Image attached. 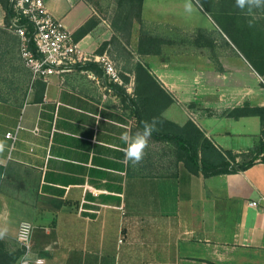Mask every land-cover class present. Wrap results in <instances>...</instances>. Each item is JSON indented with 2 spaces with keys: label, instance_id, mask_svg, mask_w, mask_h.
<instances>
[{
  "label": "crops",
  "instance_id": "crops-1",
  "mask_svg": "<svg viewBox=\"0 0 264 264\" xmlns=\"http://www.w3.org/2000/svg\"><path fill=\"white\" fill-rule=\"evenodd\" d=\"M226 1L206 7L210 13L203 8L207 22L187 21L191 43L172 45L178 55L169 60L158 57L162 48L153 68L170 102L165 118L191 119L217 146L242 152L258 143L261 119L224 111L264 106V9L247 14ZM45 2L73 34L96 14L86 0ZM113 33L100 16L76 40L85 53L100 55ZM23 65L31 82L25 98L0 101L7 251L23 248L16 239L23 220L34 225L32 260L47 264H241L239 250H264V162L205 176L177 161L168 171L159 142V152L148 157L146 149L132 165L120 136L139 127L115 93L125 75L126 85L135 83L132 74L116 64L114 81L100 63L86 61L33 80Z\"/></svg>",
  "mask_w": 264,
  "mask_h": 264
},
{
  "label": "rangeland",
  "instance_id": "rangeland-1",
  "mask_svg": "<svg viewBox=\"0 0 264 264\" xmlns=\"http://www.w3.org/2000/svg\"><path fill=\"white\" fill-rule=\"evenodd\" d=\"M86 1L96 11V14L92 17L97 20L100 16L107 19L112 28L111 22L118 15L120 0ZM205 1H207V6ZM193 2L194 11L187 13L184 10L185 0H145L143 6V29L153 35H157L160 38L157 41L158 43L143 41L140 44L138 35L140 23L137 19H134L129 36H127V31L122 34L113 33L110 40H108V44L105 46L104 50H107V47L108 50L104 53L114 64L116 63L120 67L122 74L125 75V71H127L135 77V83L132 86H128L126 85L128 79H126L125 75L122 84L116 86L115 93L118 95L116 100H119L120 104L125 106V109L130 110L132 118L139 127V131L142 130L144 121H151L154 117L159 120L157 128H161L160 109L167 102L166 92L163 91L155 79L153 68L154 58L157 56L155 50L163 45L164 52L158 57L167 60L171 59L172 56L178 55L170 52L172 45L185 46L191 43L188 34L193 29L192 26L188 25L187 21L199 19L201 22H207L208 19L205 16L203 8L206 12L209 6L214 9L218 8L216 0H199L198 4L195 0ZM226 2L228 6L236 4L235 0H227ZM123 4H121L120 10L126 6ZM4 16L5 12L0 7V101H21L25 98V93L31 82L28 78L29 74H27L28 69L23 65L19 55L20 50L17 36H15L16 34L14 35L13 30L8 25H5ZM139 49H144V51L150 50L152 52L141 53ZM147 70L150 71L153 77L147 75ZM251 82H254V80ZM159 142L163 144L162 157L164 170L170 171L178 159L174 143L151 136L147 155L150 157L154 152L156 153L161 150ZM243 152L242 158L244 159H248L254 153L253 151ZM4 240L11 239L7 238ZM239 251L242 253L241 264H264V250L242 249Z\"/></svg>",
  "mask_w": 264,
  "mask_h": 264
},
{
  "label": "trees",
  "instance_id": "trees-1",
  "mask_svg": "<svg viewBox=\"0 0 264 264\" xmlns=\"http://www.w3.org/2000/svg\"><path fill=\"white\" fill-rule=\"evenodd\" d=\"M143 1L144 0H120L118 15L114 17L111 22L112 28L115 34H122L127 31V36H129L132 31L134 19H137L140 23L138 33L140 44L143 41L156 43L160 38H158L157 35H153L149 31H144L143 29ZM0 4L5 11L4 21L7 26L10 22V17L14 15L13 7L10 0H0ZM121 4L126 5L122 10H120ZM97 22L98 20L94 17L88 19L75 32V39L87 33L97 24ZM107 44L108 41H104L97 51L103 52ZM162 46L155 50L156 54L161 53ZM139 52L150 53L152 51L139 49ZM258 72L264 74V69H258ZM147 75L149 77H153L151 76L152 74L149 70H147ZM163 91L166 92L164 89ZM169 103L170 102L167 101L161 106L159 114L161 128H157V130L153 132L152 136L174 143L176 153L178 155L177 161L183 169L188 170L190 173H202L205 176H211L222 173L239 172L249 168L257 162H264V106H251L246 103L243 106L224 111L226 115L232 117L258 115L261 119L259 141L253 148L247 151H253L254 153L249 156L248 159H244L242 158V153H244L243 151L235 152L232 149H225L217 146L191 119H188L184 124H178L165 118L161 112L164 111ZM23 251L24 250L21 246L14 251H7L4 248L3 241L0 240V264H11L16 262L20 258Z\"/></svg>",
  "mask_w": 264,
  "mask_h": 264
},
{
  "label": "built area",
  "instance_id": "built-area-1",
  "mask_svg": "<svg viewBox=\"0 0 264 264\" xmlns=\"http://www.w3.org/2000/svg\"><path fill=\"white\" fill-rule=\"evenodd\" d=\"M10 1L14 15L10 17L8 27L17 35L20 56L34 77L47 78L50 74L71 69L78 62L95 61L101 64L105 73L114 81H120L114 62L105 53H85L73 32L50 12L45 0ZM7 135L13 140L16 139L15 132H8ZM251 203L256 205L257 201ZM31 247L32 235L29 241L30 250ZM23 249L22 256L11 264H21V258L26 252L24 246ZM37 261L47 264L42 258L32 260V264H37Z\"/></svg>",
  "mask_w": 264,
  "mask_h": 264
},
{
  "label": "clouds",
  "instance_id": "clouds-1",
  "mask_svg": "<svg viewBox=\"0 0 264 264\" xmlns=\"http://www.w3.org/2000/svg\"><path fill=\"white\" fill-rule=\"evenodd\" d=\"M198 4L199 0H195ZM236 7L241 11H246L247 14H252L256 9H264V0H235ZM184 10L187 13H192L194 11L193 0H185ZM159 120L153 118L151 121H144L142 130L137 131L134 135H130L127 131L123 132L120 139L126 145L124 149L125 159L129 161L132 165L140 164L146 154V149L149 145V140L157 130V124ZM5 150V144L0 141V153ZM34 231V225L28 221H22L19 224L18 234L16 239L20 242L26 249L24 256L21 258V264H32V253L29 248V241ZM9 235V227L6 223L0 224V240H4ZM37 264H43L42 261H37Z\"/></svg>",
  "mask_w": 264,
  "mask_h": 264
}]
</instances>
